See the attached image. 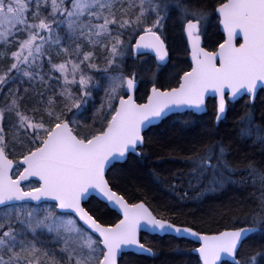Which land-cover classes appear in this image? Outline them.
Here are the masks:
<instances>
[{"label": "snow or ice", "instance_id": "1", "mask_svg": "<svg viewBox=\"0 0 264 264\" xmlns=\"http://www.w3.org/2000/svg\"><path fill=\"white\" fill-rule=\"evenodd\" d=\"M213 20L222 36L208 51L201 38ZM169 21L187 37L191 56L190 70L168 74L177 84L171 87L158 83L169 59ZM145 55L154 56L156 70L138 102L139 73L128 61ZM258 88L264 0H0V264H139L129 257L158 254L141 241V229L193 238L196 259L188 264H264V162L229 159L231 142L194 133L174 183L152 173L178 202L259 183L257 206L230 209V222L211 233L167 206L129 202L120 177H109L129 155L137 164L147 160L146 131L165 123L197 128L209 94L217 123L231 101L249 97L239 138L264 154V125L251 111ZM93 194L96 206L86 207ZM108 209L121 218L104 223Z\"/></svg>", "mask_w": 264, "mask_h": 264}, {"label": "trees", "instance_id": "2", "mask_svg": "<svg viewBox=\"0 0 264 264\" xmlns=\"http://www.w3.org/2000/svg\"><path fill=\"white\" fill-rule=\"evenodd\" d=\"M213 5L215 0H212ZM222 34L219 32L216 21H211L204 31V46L213 49L221 41ZM165 42L169 48V60L167 64L159 71L158 83L165 86H173L175 81L168 79V74L176 69L186 70L188 68L187 48L181 29L173 26L169 21L164 32ZM131 67H135L139 73V86L136 90V98L141 101L147 93L148 86L151 84V74L153 64L149 59L143 62L128 61ZM130 67V68H131ZM129 68V70H130ZM248 98L242 97L235 103L229 104L224 120L214 125V100L207 102V111L197 116L201 124L192 130L182 131L179 128H170L167 124H161L152 131H146V139L151 136L152 143L145 149L148 153L146 161L137 164L135 157L129 155L126 163H118L112 172L120 177L119 189L121 194L131 203L144 201L149 207L160 210L167 206L172 211L182 213L179 219L195 221L197 230L212 232L218 227L228 224L232 213L230 209H249L257 206L261 190L259 183L253 185L248 180L245 185H230L226 189L217 193H205L200 200L187 199L183 202L176 200V192L168 189L167 183H174L170 179L171 173L184 166L179 162V158L185 154L183 149L187 147L194 133L203 131L205 142L212 140H221L228 144L231 142V155L229 159L239 160L245 155L248 159L264 162V154L260 152L259 145L252 146L250 139L241 140L239 130L243 127L239 123V118L249 109L245 107ZM254 116V123L264 125V90H259L254 105L251 109ZM175 147V151H173ZM155 170L167 183L158 182L153 176ZM244 173H238L237 179ZM181 195L183 189L177 190ZM189 197L195 196L194 192H189ZM258 198V199H257ZM86 207H95L96 200L91 197ZM118 215L108 209L101 216L104 223H114L118 220ZM141 241L150 244L157 250L158 254L153 257L130 256L129 258L138 261L139 264H188L189 261H195L196 256L189 254V250L196 246L190 240H176L174 236L149 235L142 233ZM254 242L259 243V236L254 237ZM179 245L181 251L176 252L173 249ZM228 264H230L228 262Z\"/></svg>", "mask_w": 264, "mask_h": 264}, {"label": "water", "instance_id": "3", "mask_svg": "<svg viewBox=\"0 0 264 264\" xmlns=\"http://www.w3.org/2000/svg\"><path fill=\"white\" fill-rule=\"evenodd\" d=\"M219 31H220V33L222 34V28H220L219 27ZM185 36V35H184ZM185 40H186V44H187V37L185 36ZM240 42V40L238 39L237 40V43H239ZM201 43H202V45H203V40H202V38H201ZM218 46V45H217ZM187 49H188V58H189V62H190V65H191V56H190V49H189V47H188V45H187ZM207 50V49H206ZM209 51V50H208ZM191 67V66H190ZM190 70V69H189ZM151 88V87H150ZM259 89H261V88H258V90ZM150 90V89H149ZM257 90V91H258ZM264 90V89H263ZM135 96H136V92H135ZM246 96V95H245ZM239 98H241V97H238V98H236V100L237 99H239ZM146 99V98H145ZM209 99H213L214 100V97L211 95V94H209V96H208V98H207V102H208V100ZM235 100V101H236ZM138 101V100H137ZM235 101H231L230 103H232V102H235ZM138 102H143V101H138ZM207 102H206V107H207ZM214 102H215V100H214ZM201 114H203V113H201ZM215 123L216 124H218L217 122H216V120H215ZM93 198H94V194H93V196H92ZM88 201V200H87ZM86 201V202H87ZM85 202V203H86ZM137 202H140V201H137ZM136 203V202H135ZM110 210H112V209H110ZM112 211H114L117 215H118V217L119 218H121L120 217V215H119V213L117 212V211H115V210H112ZM118 218V219H119ZM142 233H145V234H149V235H157V234H150L149 232H147L146 230H144V229H141V232H140V236H141V234ZM157 236H164V234H159V235H157ZM172 236H174V235H172ZM188 240H190V241H192L193 243H195L197 246L196 247H198V243H196L195 242V240L193 239V238H189ZM195 248V247H194ZM195 255V254H194ZM196 256V255H195ZM229 263H230V260H228V258H225Z\"/></svg>", "mask_w": 264, "mask_h": 264}, {"label": "flooded vegetation", "instance_id": "4", "mask_svg": "<svg viewBox=\"0 0 264 264\" xmlns=\"http://www.w3.org/2000/svg\"><path fill=\"white\" fill-rule=\"evenodd\" d=\"M216 24H217V26H218V22L216 21ZM218 29H219V27H218ZM220 32V31H219ZM185 38V37H184ZM204 39V32H203V34H202V40ZM221 42V41H220ZM166 43V42H165ZM185 44H186V40H185ZM218 45V44H217ZM166 46H167V44H166ZM203 47H205L204 46V40H203V45H202ZM168 47V46H167ZM186 48H187V44H186ZM205 49H207V50H209V51H212V50H214V49H208V48H206L205 47ZM168 50H169V48H168ZM169 55H170V52H169ZM187 55H188V49H187ZM146 59H149L151 62H152V64H153V70H152V72L153 71H155L156 70V64L154 63V56H151V55H145V56H143V57H141L139 60H136L135 62H142V61H144V60H146ZM169 60V59H168ZM187 60H188V56H187ZM168 62V61H167ZM188 68L186 69V70H189L190 69V63H189V61H188ZM165 65H162L161 66V68L162 67H164ZM138 79H139V82H140V78L138 77ZM173 86H177V84H174ZM150 87H151V84L148 86V90L150 89ZM147 90V91H148ZM259 90H263V89H259ZM258 90V91H259ZM258 91H257V93H258ZM242 97H246V98H248V100H249V97L248 96H242ZM241 97V98H242ZM145 98H146V94H145V96H144V98L141 100V101H144L145 100ZM256 98V97H255ZM240 99V98H239ZM139 101V100H138ZM233 103H235V102H233ZM233 103H229V104H233ZM229 106V105H228ZM198 115H200V114H198ZM225 118V117H224ZM224 120V119H223ZM215 125V124H214ZM216 126V125H215Z\"/></svg>", "mask_w": 264, "mask_h": 264}, {"label": "rangeland", "instance_id": "5", "mask_svg": "<svg viewBox=\"0 0 264 264\" xmlns=\"http://www.w3.org/2000/svg\"><path fill=\"white\" fill-rule=\"evenodd\" d=\"M131 60V59H130ZM132 61H136V60H132ZM131 70V68H130ZM102 95V92L101 93H97V103H99V97ZM89 117L91 115V112L88 113ZM258 199V198H257Z\"/></svg>", "mask_w": 264, "mask_h": 264}, {"label": "bare ground", "instance_id": "6", "mask_svg": "<svg viewBox=\"0 0 264 264\" xmlns=\"http://www.w3.org/2000/svg\"><path fill=\"white\" fill-rule=\"evenodd\" d=\"M181 32H182V31H181ZM182 35H183V34H182ZM184 37H185V36L183 35V38H184ZM184 40H185V38H184ZM216 47H217V45L215 46V48H216ZM215 48H213V49H215ZM187 56H188V55H187ZM187 61H189V58H188ZM189 63H190V62H189ZM190 66H191V65H190ZM237 100H238V99H237ZM237 100H236V101H237ZM236 101H235V102H236ZM214 124L217 125V124L215 123V117H214ZM210 233H211V232H210Z\"/></svg>", "mask_w": 264, "mask_h": 264}]
</instances>
